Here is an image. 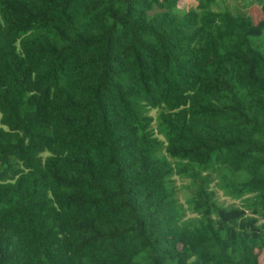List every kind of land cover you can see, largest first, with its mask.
<instances>
[{
	"label": "trees",
	"instance_id": "16d2710c",
	"mask_svg": "<svg viewBox=\"0 0 264 264\" xmlns=\"http://www.w3.org/2000/svg\"><path fill=\"white\" fill-rule=\"evenodd\" d=\"M242 1L260 18L0 0V264H264V0Z\"/></svg>",
	"mask_w": 264,
	"mask_h": 264
},
{
	"label": "rangeland",
	"instance_id": "374dc122",
	"mask_svg": "<svg viewBox=\"0 0 264 264\" xmlns=\"http://www.w3.org/2000/svg\"><path fill=\"white\" fill-rule=\"evenodd\" d=\"M196 3V0H178L177 2V11H183L189 7H194ZM221 6H224L226 8H229L233 11H244L250 14V16L252 17L253 21H256L258 18H260L261 16V11L259 9V5L258 3L252 1L250 3L247 4L243 3L242 0H216V2L212 5L213 8H220ZM256 43L257 41H260V44L264 43V31L263 33L258 36L255 39ZM258 45H260L259 43H257ZM147 112L152 116V121L151 126L153 128H155V113H156V108H148ZM155 132V131H154ZM155 134L158 137H161L160 134L156 133ZM214 172H212V175L214 176ZM172 178V184H173V188L175 191V194L178 198L179 201H181L183 203V205H185V198L188 196V188H187V184H188V179L186 177L183 176H178L176 174H172L171 176ZM216 178L212 179V181L210 182V186L214 188L215 191V199L217 200V202L222 203V204H228V203H239V199L238 198H233L227 194L224 193L223 189L218 187L215 184ZM187 214H189L187 212ZM263 262V260H262Z\"/></svg>",
	"mask_w": 264,
	"mask_h": 264
}]
</instances>
